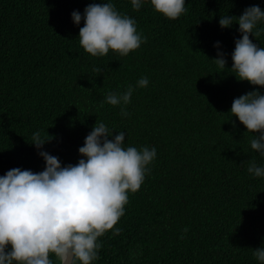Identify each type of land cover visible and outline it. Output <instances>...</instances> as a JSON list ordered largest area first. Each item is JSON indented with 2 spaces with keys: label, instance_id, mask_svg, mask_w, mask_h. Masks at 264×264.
I'll use <instances>...</instances> for the list:
<instances>
[{
  "label": "trees",
  "instance_id": "16d2710c",
  "mask_svg": "<svg viewBox=\"0 0 264 264\" xmlns=\"http://www.w3.org/2000/svg\"><path fill=\"white\" fill-rule=\"evenodd\" d=\"M100 2L107 0H0V174L43 170L30 143L37 130L49 138L43 150L62 165L77 163L85 136L103 121L116 128L113 136L125 131V147L155 146L157 156L140 190L129 193L115 226L123 231L100 237L94 264H259L253 248L264 243V177L247 168L264 156L251 148L258 133L229 110L234 98L264 86L232 73L242 34L238 23L221 27L219 19L251 5L264 9V0H186L177 19L148 0L139 10L113 0L147 40L127 56L95 57L79 43L84 20L76 25L71 13ZM249 36L264 47V31ZM216 41L226 53L223 70L212 59ZM141 76L149 84L134 91L128 116L119 106L101 107L109 91Z\"/></svg>",
  "mask_w": 264,
  "mask_h": 264
},
{
  "label": "clouds",
  "instance_id": "9594fccd",
  "mask_svg": "<svg viewBox=\"0 0 264 264\" xmlns=\"http://www.w3.org/2000/svg\"><path fill=\"white\" fill-rule=\"evenodd\" d=\"M148 2L169 19H177L188 11L186 0ZM144 3L145 0H131L136 10ZM71 17L76 25L84 20L79 43L95 57L105 56L110 50L127 56L147 40L138 31L136 19L120 12L113 0L90 3L83 13L73 10ZM233 23H238L237 31L242 35L234 40L230 69L239 80L264 86V47L249 36L251 33L256 37L264 31V9L251 5L239 16H220L221 27H231ZM220 44L215 42L217 55L212 59L223 70L227 59ZM94 70L101 72L100 68ZM148 84V77L141 76L124 91H109L101 107L107 102L119 106L121 115L128 116L127 105L134 91ZM229 111L248 132L258 133L252 136L251 148L264 156V93L253 89L234 98ZM113 129L116 128L96 121L78 148L81 158L65 165L43 150L49 138L42 137L38 130L32 134L30 143L44 159L43 170L13 167L0 175V264H55L53 256L58 264H94L103 246L100 237L109 230L113 235L123 231L115 226L125 214L129 193L140 190L146 175L151 173L157 150L147 145L125 147V131L113 136ZM247 171L264 177V164L253 160ZM187 231L185 227L181 239ZM253 256L264 264V243L253 248Z\"/></svg>",
  "mask_w": 264,
  "mask_h": 264
},
{
  "label": "water",
  "instance_id": "95a60500",
  "mask_svg": "<svg viewBox=\"0 0 264 264\" xmlns=\"http://www.w3.org/2000/svg\"><path fill=\"white\" fill-rule=\"evenodd\" d=\"M0 175H2V174H0Z\"/></svg>",
  "mask_w": 264,
  "mask_h": 264
}]
</instances>
